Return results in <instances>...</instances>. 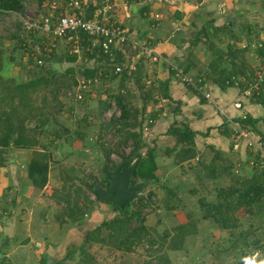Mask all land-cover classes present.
<instances>
[{"label":"rangeland","instance_id":"1","mask_svg":"<svg viewBox=\"0 0 264 264\" xmlns=\"http://www.w3.org/2000/svg\"><path fill=\"white\" fill-rule=\"evenodd\" d=\"M24 4L25 7L22 13L11 12L0 15V46L4 49L6 63L11 65L12 62H15L16 65L22 66L19 70L17 81L33 76L38 69L44 70L48 64V61H44L43 63L45 64L34 65L32 61H36L35 56L31 58L32 61L28 59L27 52L31 50L37 39L32 41L33 36L31 35L33 33L25 29L21 20L22 15L33 16L48 13L50 11L47 5L48 2L37 3L36 0H24ZM201 6L203 4H200L197 9L202 10V13L205 14L207 10H212L210 8H213V11L221 16L220 20L223 23L232 24L233 29L236 30L235 32L241 38L239 45L242 42L250 43L255 40H264V0H205L204 6L207 9H204V11ZM161 12L162 17L166 20L165 10L163 9ZM204 14L199 15L201 17L197 15L195 18L202 19V17L206 16ZM128 34L130 35V33ZM248 34L249 36H247ZM35 37L37 36L35 35ZM20 39L23 41L20 42ZM219 40L221 41L220 38ZM72 44L73 42L62 40L57 47L60 50L69 51L73 48ZM225 48H227L228 53L226 52L227 56H223L225 60L229 58L230 61L228 62L230 63L223 66V70H227L228 74L230 72L232 78V83L227 81L226 85L238 87L241 93V82L245 83L254 76L263 55L258 53L257 49L243 46L235 48L233 52L236 54L232 56L229 46L226 45ZM161 57L159 59H162ZM231 57L237 58V61L234 60L236 63H233ZM156 61H149L144 56L137 58L136 62L134 60V68L129 67L130 70L126 67L124 68L128 76L123 81L120 80V73H115L111 67L105 76L99 70L92 84L84 91L83 98L75 99L72 94L67 93V90L75 89L77 79L83 75L82 67L93 64V60H86L81 56L80 59H77L79 67L74 73L76 83L68 86L60 85L56 88L54 86L49 88L41 87L32 92L31 98L37 104L41 105L45 98L48 99V102H45L46 104L43 106V113L40 118L36 120L27 119L26 123L28 126L36 127V134L39 136L40 142L46 144V151L49 153L48 176H61V179L58 186L53 188L57 192L56 195L53 194V197L50 196L45 200L43 199L44 202L41 201V204L36 209L39 216L45 217L44 223H47V225H42L41 218L35 212L34 215L31 214L33 216L29 228L27 227L28 224L23 221L20 225L21 228L7 230L0 216V251H7L11 247L14 248V253L8 256L0 255V264H40L41 258L45 259L46 264H55L56 258L64 250V242L66 244L72 242L62 255V258L66 256L64 258L65 264H242V258L247 256L248 252H250V256L260 253L261 257H264V249L255 247L256 245H264V215H262V210L257 211L255 207L250 208L251 210L247 209V205L235 210V215L238 217V220H236L237 225L232 229V234L228 231L229 236H238L239 240L235 245H230V238L228 240L224 239L228 236L226 232L222 231L218 236L215 234L209 235V232L213 233L214 230L211 229L206 232L202 228L197 235L194 232L187 234L181 245L177 243L180 247L172 246L173 242L176 243V239H173L176 233L174 225L186 220V212H191L193 215H195L196 211L201 213L198 198L204 195L203 187L208 189L211 186L210 180L202 182L203 176H206L209 169L206 173H203L198 182L202 191H200L201 194L199 193L196 196L197 204H193V207H196L197 210H194L191 207L192 205H188L189 200L186 202V195L183 197L182 190H180L182 184H179L184 181L181 176H158V180L154 184L150 182L143 190L147 194L149 190H153L151 189L152 186L157 187V185H160L163 188V192L153 190L152 195L149 196L147 206L141 210L143 224H141L140 228V238L130 237V239L134 238L133 242H129L130 240H126L124 236L111 239L108 235L109 230L102 229L101 236H107V240H91L86 243L83 249L79 247L86 230L93 228L104 216L100 212V220L98 222L93 221L96 219H90L93 222L86 224L94 211L91 212V210L98 209L97 201H95L96 197L86 184L94 183L96 185L102 178L103 161L106 160L105 151L114 150L115 145L121 153L128 154L130 151L128 146L118 143L120 137L114 131L117 124L115 126L114 124L108 127L103 126L104 122L119 114L116 103L111 100L107 106L108 108H103V110L100 108L101 103L108 98L110 93L117 92L120 89L124 90L122 93L125 94L129 104L138 111L136 114L138 120L143 118L142 126L149 112L152 114V110H155L153 108L156 106L159 108V113L165 110L167 115H174L176 112L175 100L169 98L168 89L165 91L166 94L161 89V81L166 78L162 79L156 75ZM238 61L241 62L240 65H238ZM28 63L30 65L27 66ZM50 63H53V60ZM66 64L68 62L60 63L59 66L56 65L58 71L61 72ZM213 74L215 79L219 81L218 76L222 74L219 71H214ZM69 82L71 83L70 79ZM204 85L205 90L210 93L205 83ZM261 92L264 93V88ZM197 95L200 96V92ZM201 95L203 96L202 93ZM211 96L213 98L212 94ZM245 98L243 95L242 101L247 102ZM256 100L258 101V99ZM256 100L250 98L249 102H253L252 105L239 108L241 113L249 112L256 116H263L264 108L258 105L259 103ZM213 103L217 102L213 99ZM157 113L156 111L154 119L157 117ZM175 122V120L171 121V124ZM147 129L144 131L141 129L143 136H146L150 127ZM256 130L264 137L263 120L257 122ZM252 134L255 135L254 132ZM55 144L56 146L61 144L60 149L67 151L66 155H70V159L66 162L61 161L63 158L55 150ZM65 146H72V148H65ZM109 156L117 162L120 160V156L116 151L110 152ZM248 157L244 163L246 167L249 165L250 171L248 172H241L240 169L236 171L239 161L234 164L232 159H229V164H224L223 162L224 166L221 165V169L218 166L213 167L210 172L214 174L213 177H216V173L221 170V172L227 173V176L230 177L229 180H231L232 173L234 176H250L252 168ZM176 159L174 162L181 161L178 158ZM192 166L193 163L191 164ZM215 168L216 172L213 171ZM206 179L208 178L206 177ZM187 185L191 186L189 183ZM219 187V185H213L211 189H218ZM84 196L94 202L86 201ZM205 197L207 200H217L215 192L211 196L205 193ZM26 205H30L29 200H27ZM102 206H104V203H100V210H103ZM68 208H74L76 212H80L79 216L77 215V219H71L64 213ZM81 211H86L87 214H82ZM107 213L109 215L118 214V212L113 213L111 211ZM64 217L72 221L71 225L73 227L76 228L79 225H82V227L77 230L73 229V235L68 232L67 234L65 231L66 226L59 228L55 223L60 218L65 219ZM18 218L21 219V215ZM207 220L217 225L212 219L207 218ZM136 225L137 220L134 218L130 226L134 227ZM223 230L227 231V229ZM2 232L5 235L10 234L8 244H5L6 239L2 238ZM244 234H246V242H242ZM25 237H27L26 240H24ZM125 245L130 247L127 248ZM7 246H9V249L6 248ZM69 249L71 251L67 255Z\"/></svg>","mask_w":264,"mask_h":264},{"label":"crops","instance_id":"2","mask_svg":"<svg viewBox=\"0 0 264 264\" xmlns=\"http://www.w3.org/2000/svg\"><path fill=\"white\" fill-rule=\"evenodd\" d=\"M114 2L116 6L110 12L106 22L112 21L120 23L128 30L130 35L151 42L162 56V59L156 61L155 72L158 77L167 79L168 96L171 100H175L177 109L174 115H167L165 110L159 113V108H157V106L153 108L155 110H152V113L154 114L157 111L158 115L154 123L150 125L149 132L146 136L144 135V137L148 145L155 146L157 149L155 156L157 164L155 170L156 175L181 176V179L184 181L179 183L182 184L180 190H182L183 197L186 195V202L189 200L188 205H192L191 207H193V204H197L196 196L199 193L201 194L200 191H202V189L205 191L203 194L207 193L211 196L216 190V188L211 189L213 185H219L221 187L231 184V180H229L230 177L227 176V173L221 172V170L218 172L219 175L216 173V177L203 176L205 171L201 164H207L216 157L214 165L221 169V165L224 166V164H229V159H232L234 164L236 161H239L241 164L239 168L241 172L250 171L248 168L249 165L246 167L244 164L250 154L249 150L245 147L244 142L240 144L239 148L233 146L231 137L232 123L224 122V116L217 110L216 106L219 104L221 107H224L227 114L233 116L241 113L239 108L251 106L253 102L250 103V98L247 97L245 98L247 102L242 101L243 95L240 93L238 87L226 85V83L225 85L221 84L218 79H215V75L213 74L214 71H219V73L224 75L227 73V70H223V66L229 65L230 63L228 62L230 61L229 58L225 60L224 56L223 59L218 60V52L227 56L226 54L228 52L227 48H225L226 45L231 46L233 44L231 47L235 49L243 47L242 44L245 42L239 45L241 40L240 36H238L239 34L235 32V29L228 30L223 28L224 23L220 20L221 16L217 15L213 11V8H210L212 10H207L205 13L206 16L202 17V19L195 18L197 15L201 17L199 15L204 14L201 12L202 10L197 9L200 4H203V6H201L203 10L207 9L204 6L205 0H134L131 2L128 0H114ZM163 9L165 10L164 15L166 16V20L162 17L161 11ZM11 12L16 13L15 11H9L8 13ZM155 14L159 16L155 17ZM211 18H214L212 24L208 23L209 20H212ZM213 24L216 25L215 30L218 32L216 34L214 33V37H211L214 32V27H212ZM202 25H207V27L211 25L207 35L200 31ZM217 26L219 27L217 28ZM31 36H33L32 41L37 39L35 34ZM236 36L239 38H235ZM247 36H249V34ZM62 40L68 41L65 38L60 41ZM210 44L213 46V49L210 48ZM60 51L61 53L65 52L64 49ZM234 60L237 61V58H232L233 63H236ZM67 62L65 61V63ZM238 63V65L241 64L240 61H238ZM59 64V62H56L57 66H59ZM68 65L75 66L77 65V61L68 62L65 67ZM175 65L182 68L187 67L185 71L194 76L203 75L204 83L209 88L210 93L213 95V99L217 103L207 101L201 94L198 96L197 94L199 92L192 90L183 82L175 79L171 72V66ZM21 67V65H16L15 62H12L11 65L7 64L4 58L1 74L5 77H13L17 80ZM76 70L77 68L75 71ZM234 102L242 103L241 107H235ZM258 105H260V103ZM150 113L151 112H149V114ZM174 120L176 121V125L185 124L196 131L194 135L196 155L178 162H174L175 158L173 153L167 152L168 149L174 147L175 136L172 134H165L167 127L171 124V121ZM60 145L61 144H58L56 146L55 144L54 148L57 150V153L61 155V158H63L61 161L66 162L71 156L66 155L67 151L61 150ZM175 146L176 149L180 148V144ZM69 147L72 148V146H65V148ZM32 149L33 148L9 146L6 148L5 152H3V162L0 163V216L7 230L21 228L20 225L23 221L28 224L27 227L29 228V225L31 226L32 223V216L36 212L37 207L41 204V201L44 202L45 199L50 196L53 197V194L56 195L57 193L53 188L58 186L61 176H48L43 187L35 186L28 176L27 164L30 160ZM192 163L193 166L191 167ZM202 176V182H204V180H210L211 186L208 187V189L205 187L201 189L199 186L198 182ZM206 177L208 179H206ZM188 183L191 186L187 185ZM151 189L156 192H163V188L160 185H157V187L152 186ZM27 200L30 201V205H26ZM100 203L102 204L104 202L97 201L96 205H98V209L91 210V212L94 211L91 213V216L87 220L88 223L86 224H91L93 221L98 222L100 220ZM107 207L108 204L104 203V206H102L103 210L101 209V211L105 212ZM193 208L194 210L196 209V207ZM189 213L191 212H186V216ZM19 214L21 215V219L18 218L20 216ZM31 214L33 215L31 216ZM84 214H87V212L85 211ZM37 215L39 216L38 213ZM39 217L41 218L42 225H47V223H44L45 217ZM193 217L197 218V229L194 232L196 235L203 228L206 232H209L211 229L214 230L213 233L210 231L209 235L215 234L218 236L224 231L228 234L224 239L228 240V238H230L228 230H223L216 224L214 225L208 222L207 218L201 217L200 212L196 211ZM90 219L96 220L90 221ZM187 220L188 217H186L185 221ZM71 222L70 219L60 218L55 223L59 228L66 226V233L68 232L70 235H73V229H80L82 225L75 228L71 225ZM2 235L4 236H2V238L6 239L5 244H8L10 234L5 235V233L2 232ZM26 239L27 237L24 238V240ZM230 239H234V236L232 235ZM71 243L66 244L64 242V250L67 249ZM52 247L54 248V246ZM6 248L9 249V246ZM64 250L58 255V258H56L57 260L62 258ZM13 251V247L7 251L1 250L0 255L8 256L14 253Z\"/></svg>","mask_w":264,"mask_h":264},{"label":"trees","instance_id":"3","mask_svg":"<svg viewBox=\"0 0 264 264\" xmlns=\"http://www.w3.org/2000/svg\"><path fill=\"white\" fill-rule=\"evenodd\" d=\"M36 1L37 3H41L42 1L46 0ZM95 6V4L90 2L87 6L85 16H90ZM24 7V0H0V15L3 13H8L9 11L22 13ZM211 19L212 20H209L208 22L210 24L213 23L214 18ZM231 26L232 24L229 23L223 24V28L228 30L233 29ZM209 27H211V25L208 27L207 25H202L200 31L207 35ZM212 27H214V32L212 31L213 34L211 33V37H214V33L216 34L218 31L215 30V24H213ZM218 27L219 26H217V28ZM79 35L80 39L78 46L81 48L80 55L86 60H93V64L91 66L84 65L82 67L83 75L86 77L95 79L99 70V72L105 76L108 74L110 67L114 71V64L116 62L123 61L121 53L119 52L114 55L113 59H111L98 47L87 49L89 38L92 36L82 31L79 32ZM235 38L239 37L236 36ZM61 39L57 41V46L59 45V41ZM65 39H67L66 36ZM67 40L68 42H72V39ZM19 41L22 42L23 40L20 39ZM37 42L40 43L39 37H37ZM57 46L54 47L49 56H43L36 52L32 54L31 50L27 52V57L31 61L33 56H39L43 59V62L48 61V64L44 70L38 69L37 72H34L33 76L19 81L15 80L13 77H5L1 74L4 61V49L0 46V163L3 162V152H5L6 148L9 146L33 148L30 160L27 164V173L31 178L32 183L38 187H43L47 181L49 153L46 151V144H42L40 142L39 136L36 134V127L28 126L26 120H36L37 118H40V116H42L41 114L43 113V106L46 104L45 102H48V99L45 98L42 101L43 103L40 105L37 104L33 98H31V94L33 91H36L41 87L49 88L54 86V88H56L60 85L68 86L72 83H76L74 73L76 72L75 69L79 67L78 64L75 66L68 65L60 72L56 67V62H76L77 59L81 58V56H78V53L72 52L70 50H65L64 53H61ZM210 48L213 49L211 44ZM229 49H231L230 53L232 56H234L236 53L233 51L235 50L231 46H229ZM257 50L258 53L264 56V46H262V48L259 47ZM214 52L216 54L215 50ZM217 59H223V54L218 52ZM52 60L53 63H50ZM32 62L34 65H42L43 63L42 62L39 64L35 60ZM100 62H102V64H100ZM28 65L30 64L28 63L27 66ZM183 69L187 70V67H183ZM126 76H128L126 69H123V71L120 73V80L123 81ZM69 79L71 80V83L69 82ZM227 81L232 83L230 72L229 74L225 73L219 77V82L221 84H225ZM241 84H243V82H241ZM161 86V89L165 93L167 89V79L161 81ZM262 87L264 88V81ZM263 88H261V90H263ZM261 90L256 98L258 101L256 99L253 100H256L264 108V93L261 92ZM123 91L124 90L120 89L117 92L110 93L108 98L104 101L105 104H103L104 102L101 103L100 108L101 110H103V108H108L107 106L111 100L116 103L119 114L115 117L112 116L107 122L103 123V126L108 127L112 126L113 124L114 126L117 124V127H115L114 131L115 134H118L120 137L118 143L128 146L130 151L128 154L121 153L115 145L113 148L114 150L105 151L106 160L103 161V164H105L110 169L116 165L117 161L112 160L109 156L110 152L112 151H116L120 156V159H124L129 155H135L137 152H142L144 150L137 166V175L140 179H150L151 182H155L158 180V176L155 173L157 168L155 161L157 149L155 146L148 145L147 141L142 135L141 122L143 118L138 120L136 115L138 112L137 109L133 108V106L129 104L125 94L122 93ZM84 116L86 117V115ZM148 116L153 118L155 117V113L148 114ZM232 118L237 123L247 127L250 131L264 139V137H262L261 134H259V132L256 130L257 122L259 120H263L264 123V115L256 116L249 112H242L238 115H233ZM195 133V130H192L185 124H170L167 127L165 134L174 135L175 145L180 144V148L176 149V146L174 145V147L168 149L167 152L173 153L175 160H177L176 158L179 160H184L186 158L194 157L196 155L194 147ZM215 160L216 157H214L207 164H201L205 173L209 169L208 173H206L207 177L214 176L210 170L213 169V167H216L214 165ZM251 168L252 173L250 176H240L236 174V176H234L232 173L231 184L228 186H221L215 190V198H217L216 201L207 200L205 194L199 197L198 203L199 209L201 211V217L212 219L220 228L227 229L232 234V229L237 225L236 220H238V217L235 215V210L237 208L247 205V209L251 210L250 208L255 207L257 211L262 210V215H264V167L257 163L251 165ZM213 171L216 172V168ZM107 182L108 180L104 178L103 173V176L98 184L104 185ZM86 185L92 190L95 184L87 183ZM152 193L153 190H149L147 194L145 192L141 193L137 199H134L130 203V205H127L123 208L115 206L108 201L96 198V201L104 202L105 204H108V207L106 208L105 212L100 210V212H103L104 214L103 218L93 228H90L86 231L83 241L79 247L83 249L86 243L91 240H107V236H101L102 229L109 230L108 235L111 239L118 236H124L126 240L133 242L134 238L130 239V237L134 236L135 238H140V228L141 224H143L141 210L143 207L147 206L149 196H151ZM84 198L90 203L93 202L87 196H84ZM108 211L113 213L118 212V214L109 215L107 213ZM84 212L85 211H81L82 214ZM64 213H66V215L71 219H77V215L80 212H76L74 208H68ZM187 217V221L179 222L178 224L174 225L176 233L174 234L173 239H176V243H172L173 247H180V245L185 240V236L196 231L197 218L193 217L191 213L187 214ZM134 218L137 220V225L131 227L130 223ZM231 237L232 235L230 238ZM245 237L246 234L243 235L242 242H246ZM238 240V236L234 237V239L231 240L230 245H235ZM177 243L180 245H177ZM125 246L127 248L130 247L129 245ZM255 247L258 249H264V245H256ZM70 251L71 249L68 250L67 255H69ZM246 255L250 256V252H248ZM61 259L57 260L55 264H60ZM40 264H46L44 258H41Z\"/></svg>","mask_w":264,"mask_h":264},{"label":"built area","instance_id":"4","mask_svg":"<svg viewBox=\"0 0 264 264\" xmlns=\"http://www.w3.org/2000/svg\"><path fill=\"white\" fill-rule=\"evenodd\" d=\"M46 1L50 10L48 13L21 16L25 29L40 38V43L36 42L31 47L32 54L36 52L43 56H49L54 47L57 46V41L66 36L67 39H72L73 42V48L70 51L78 53L80 57L81 48L78 46V42L80 39L79 32L82 31L92 36L89 38L87 49L98 47L111 59L114 58L116 53H121L123 61L114 64V72L116 73H121L125 67L128 70H130L129 67L134 68L136 59L139 57L144 56L151 61H156L161 56L151 42L130 36L128 30L120 23L106 22L110 12L116 6L114 0ZM90 2L96 6L90 16H85ZM158 16V14H155V17ZM242 45L258 49L264 46V40H255L250 43H243ZM36 62L41 64L43 59L38 56L36 57ZM171 69L172 76L175 79L187 84L196 92L202 93L207 101L213 102L211 94L205 90L203 77L189 74L180 66H171ZM93 81L94 79L82 75L81 78L77 79L75 89H68L67 93L72 94L75 99H81L83 98L84 91L89 88ZM263 81L264 56L254 76L249 81L240 85L241 94L247 98L256 99L261 88H263ZM234 104L236 107L241 106L240 102H234ZM216 107L224 116V122L232 123L231 137L233 146L239 148L240 144L244 142L245 147L250 152L248 157L249 164L259 163L260 166L264 167V139L256 134L253 135L247 127L237 123L232 116L227 114L224 107L219 105ZM154 121V118L147 116L142 130L144 131L149 128ZM240 166V163H238L235 170L239 171Z\"/></svg>","mask_w":264,"mask_h":264},{"label":"water","instance_id":"5","mask_svg":"<svg viewBox=\"0 0 264 264\" xmlns=\"http://www.w3.org/2000/svg\"><path fill=\"white\" fill-rule=\"evenodd\" d=\"M142 152L120 159L113 168L102 166L104 178L108 180L103 186L94 185L92 191L96 198L108 201L123 208L136 199L150 182V179H140L137 166ZM60 264H65L64 259Z\"/></svg>","mask_w":264,"mask_h":264},{"label":"clouds","instance_id":"6","mask_svg":"<svg viewBox=\"0 0 264 264\" xmlns=\"http://www.w3.org/2000/svg\"><path fill=\"white\" fill-rule=\"evenodd\" d=\"M242 264H264V257H261L260 253L245 256L242 258Z\"/></svg>","mask_w":264,"mask_h":264},{"label":"flooded vegetation","instance_id":"7","mask_svg":"<svg viewBox=\"0 0 264 264\" xmlns=\"http://www.w3.org/2000/svg\"><path fill=\"white\" fill-rule=\"evenodd\" d=\"M98 185H101V186H103L102 184H98Z\"/></svg>","mask_w":264,"mask_h":264}]
</instances>
